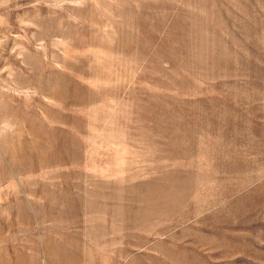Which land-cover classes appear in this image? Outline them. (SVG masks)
Masks as SVG:
<instances>
[{
  "label": "rangeland",
  "instance_id": "374dc122",
  "mask_svg": "<svg viewBox=\"0 0 264 264\" xmlns=\"http://www.w3.org/2000/svg\"><path fill=\"white\" fill-rule=\"evenodd\" d=\"M0 264H264V0H0Z\"/></svg>",
  "mask_w": 264,
  "mask_h": 264
}]
</instances>
